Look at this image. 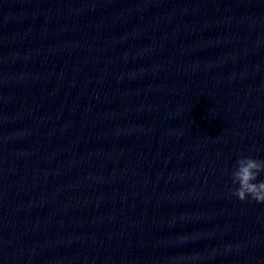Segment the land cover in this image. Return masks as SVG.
Segmentation results:
<instances>
[{
  "label": "water",
  "instance_id": "1",
  "mask_svg": "<svg viewBox=\"0 0 264 264\" xmlns=\"http://www.w3.org/2000/svg\"><path fill=\"white\" fill-rule=\"evenodd\" d=\"M239 155L264 0H0V264H264Z\"/></svg>",
  "mask_w": 264,
  "mask_h": 264
},
{
  "label": "clouds",
  "instance_id": "2",
  "mask_svg": "<svg viewBox=\"0 0 264 264\" xmlns=\"http://www.w3.org/2000/svg\"><path fill=\"white\" fill-rule=\"evenodd\" d=\"M230 176L233 196L240 201L264 204V159L239 155L231 166Z\"/></svg>",
  "mask_w": 264,
  "mask_h": 264
}]
</instances>
